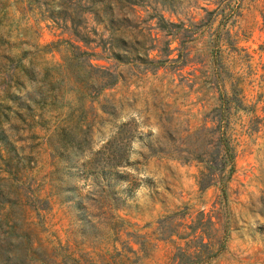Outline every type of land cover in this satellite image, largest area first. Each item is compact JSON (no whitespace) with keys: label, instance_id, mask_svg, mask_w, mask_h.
<instances>
[{"label":"rangeland","instance_id":"rangeland-1","mask_svg":"<svg viewBox=\"0 0 264 264\" xmlns=\"http://www.w3.org/2000/svg\"><path fill=\"white\" fill-rule=\"evenodd\" d=\"M60 3L0 0V155L32 231L19 252L33 245L68 264H264V0L157 6L174 24L164 29L152 0L135 6L155 39L150 57L163 60L152 69L86 46L52 16ZM85 17L86 31H104ZM73 48L94 54L73 59ZM87 59L117 82L94 86Z\"/></svg>","mask_w":264,"mask_h":264},{"label":"trees","instance_id":"trees-1","mask_svg":"<svg viewBox=\"0 0 264 264\" xmlns=\"http://www.w3.org/2000/svg\"><path fill=\"white\" fill-rule=\"evenodd\" d=\"M151 0H63L60 3L59 10L49 9L52 16L59 17L65 25L70 23L75 36L86 46L100 47L102 52H106L108 58L115 59L125 64L142 65L144 68H153L163 60L150 57V51L155 47L154 38L151 37L149 29L141 26L134 17H136L135 6L150 4ZM154 6L150 18L157 19V25L160 29L168 28L163 16L157 13V6L177 10L178 0H152ZM124 3L123 9H119L118 4ZM71 7H68L70 6ZM84 6V7H83ZM56 14V15H55ZM85 14H91L96 24L102 25L104 31L98 32L95 28L86 31L87 18ZM131 16V17H130ZM55 17V18H56ZM82 17V20L79 19ZM130 17V18H129ZM77 27L82 29L78 30ZM85 30V31H84ZM169 34V31H167ZM92 34V35H91ZM106 35V36H105ZM169 51V43L166 42L165 52ZM94 53L88 51L80 52L73 48L72 57L77 59L82 55L89 56ZM9 59L10 56H6ZM86 67L90 69L89 78L91 83L99 89L114 85L118 80V75L106 68H96L89 59L85 62ZM2 136H0V142ZM225 154L232 157L225 148ZM12 160L10 155L3 158L0 155V264H68L65 261H57L50 254L49 258L37 255L33 245L26 247L24 253L19 252L18 248L26 240L29 243L32 231L29 226L22 228L19 222H24L21 215L22 199L18 193L17 171L12 170ZM15 168V167H14ZM199 177L198 184L200 189L206 188L209 183L202 176ZM35 263H25L26 258ZM69 264H80L75 260Z\"/></svg>","mask_w":264,"mask_h":264}]
</instances>
